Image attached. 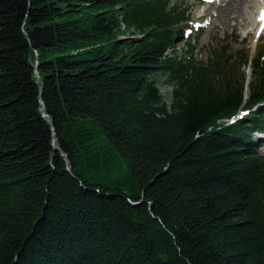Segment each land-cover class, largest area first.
I'll return each mask as SVG.
<instances>
[{
  "label": "trees",
  "instance_id": "1",
  "mask_svg": "<svg viewBox=\"0 0 264 264\" xmlns=\"http://www.w3.org/2000/svg\"><path fill=\"white\" fill-rule=\"evenodd\" d=\"M171 1L0 0V264H264V49Z\"/></svg>",
  "mask_w": 264,
  "mask_h": 264
},
{
  "label": "rangeland",
  "instance_id": "2",
  "mask_svg": "<svg viewBox=\"0 0 264 264\" xmlns=\"http://www.w3.org/2000/svg\"><path fill=\"white\" fill-rule=\"evenodd\" d=\"M226 1L228 0L204 4L199 0H186L181 6L187 9L191 24L189 30L184 34V38L187 35L192 37L191 46L194 47V50L187 52L189 47L184 45V42H181L180 44L176 43L172 49L173 52H169L168 55L193 56L196 60H205L206 57L211 55L215 57L220 53H223V58L227 55H232L234 58L239 56L244 58L245 54L254 58L256 53L260 52L264 47V28L258 35L256 30L245 33L243 29H237L233 20L230 21V26H226L224 20L220 17L221 12L224 11ZM174 3L175 0H172L170 5ZM234 17L236 15L230 18ZM240 66L242 70V64ZM245 67L246 75L250 76L249 69L247 66ZM247 80H250V77H247ZM160 91L166 96L170 89L166 85H161ZM165 99L167 102L169 101V97L166 96ZM261 150L264 154L263 149Z\"/></svg>",
  "mask_w": 264,
  "mask_h": 264
},
{
  "label": "bare ground",
  "instance_id": "3",
  "mask_svg": "<svg viewBox=\"0 0 264 264\" xmlns=\"http://www.w3.org/2000/svg\"><path fill=\"white\" fill-rule=\"evenodd\" d=\"M224 6L226 8L224 7L220 17L226 26H230V21L233 20L237 29L241 28L245 33L256 30L259 34L264 28V20L261 19L264 16V0H228ZM233 15L236 17L230 18Z\"/></svg>",
  "mask_w": 264,
  "mask_h": 264
},
{
  "label": "water",
  "instance_id": "4",
  "mask_svg": "<svg viewBox=\"0 0 264 264\" xmlns=\"http://www.w3.org/2000/svg\"><path fill=\"white\" fill-rule=\"evenodd\" d=\"M35 72H37V69H35ZM36 78H37V80L40 82L41 81V79L38 77V76H36Z\"/></svg>",
  "mask_w": 264,
  "mask_h": 264
},
{
  "label": "snow or ice",
  "instance_id": "5",
  "mask_svg": "<svg viewBox=\"0 0 264 264\" xmlns=\"http://www.w3.org/2000/svg\"><path fill=\"white\" fill-rule=\"evenodd\" d=\"M261 19L264 20V16H262Z\"/></svg>",
  "mask_w": 264,
  "mask_h": 264
}]
</instances>
